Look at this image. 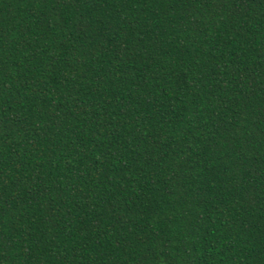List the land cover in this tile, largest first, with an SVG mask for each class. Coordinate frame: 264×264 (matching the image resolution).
<instances>
[{
  "label": "trees",
  "instance_id": "16d2710c",
  "mask_svg": "<svg viewBox=\"0 0 264 264\" xmlns=\"http://www.w3.org/2000/svg\"><path fill=\"white\" fill-rule=\"evenodd\" d=\"M0 264H264V0H0Z\"/></svg>",
  "mask_w": 264,
  "mask_h": 264
}]
</instances>
